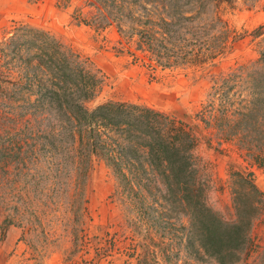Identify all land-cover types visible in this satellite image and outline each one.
<instances>
[{
  "label": "rangeland",
  "instance_id": "obj_1",
  "mask_svg": "<svg viewBox=\"0 0 264 264\" xmlns=\"http://www.w3.org/2000/svg\"><path fill=\"white\" fill-rule=\"evenodd\" d=\"M159 2L131 4L129 15L84 0L66 25L13 13L0 23V251L9 264H218L197 242L187 246L188 221L180 204L163 199V186L142 191L125 165L126 179L115 172L103 155V130L93 152L86 131L73 140L41 98L49 81L33 44L39 42L22 26L41 28L89 57L100 83L86 108L135 103L184 123L196 139L192 154L207 205L225 220L236 219L234 173L264 193V163L249 152L258 146L218 128L215 116L247 94L240 84L219 86L221 78L264 55V0H221L200 13L196 5H182L177 9L190 17L180 21L178 43L160 22L170 5ZM216 13L228 28L221 38ZM209 37L207 45L225 44L223 53L204 54L203 47L212 53L203 42ZM231 264H264V205Z\"/></svg>",
  "mask_w": 264,
  "mask_h": 264
},
{
  "label": "trees",
  "instance_id": "obj_2",
  "mask_svg": "<svg viewBox=\"0 0 264 264\" xmlns=\"http://www.w3.org/2000/svg\"><path fill=\"white\" fill-rule=\"evenodd\" d=\"M101 1L121 13L128 11L129 15H133L131 4L140 1L143 4H160L159 0ZM218 1L221 0H166V6L170 5L166 11L168 18L166 20L165 16L160 22L163 27H170L173 31L164 34L173 38V43H178L181 37L178 32L180 21L190 17L186 16L185 11L179 10L182 5H196L198 9L195 12L200 13L214 8ZM171 10H176V15L170 13ZM213 24L218 26L220 38L224 32H228L226 23L217 13ZM20 28L33 33L38 39L39 43L36 41L33 44L40 51V55L37 53L42 59L39 66L41 70L44 69L49 81L41 98L53 106L59 122L69 127L73 140L76 136L81 140L86 131L88 146L93 152L102 141V133L108 140L101 147L105 148L103 155L119 176L126 179L121 169V165H125L136 180L134 187L148 191L153 188V184L157 190L163 186L165 193H168L163 199L170 204L181 205V212L188 221V227H183L186 230L187 246L197 242V248L218 264L237 261L249 242L253 220L264 205V193L254 182L240 173H234L238 184L233 189L236 219L225 220L207 205L206 185L198 173L192 154L196 139L184 123L172 119L164 112L135 103L107 101L93 109L86 108L84 102L94 95L100 83L99 71L89 57H84L81 52L41 28ZM148 31H140V35L146 36ZM209 40L210 37L204 39V45ZM207 46H210L208 50H212V53L204 51L205 47L202 51L212 57L223 53L225 48L222 43L218 48L213 44ZM219 82V86L227 87L240 84L245 87L247 94L232 100L230 109H217L215 116L218 128H227L226 133L229 134L241 133L252 147L259 148L257 153L249 151L254 154V160L264 163V55L248 65L239 66Z\"/></svg>",
  "mask_w": 264,
  "mask_h": 264
},
{
  "label": "crops",
  "instance_id": "obj_3",
  "mask_svg": "<svg viewBox=\"0 0 264 264\" xmlns=\"http://www.w3.org/2000/svg\"><path fill=\"white\" fill-rule=\"evenodd\" d=\"M56 1L57 0H0V23H2V21L6 22V17L10 16V13H13L15 16H24L29 20L37 19L41 21V19H45V21H47L49 17L53 20L54 25L61 23L65 24L73 20L74 13L84 3V0H64L63 5L60 6ZM56 13H60V15L55 17ZM2 24H0V29L3 28ZM106 29L109 28L106 26ZM3 254L0 251V264H9V260H7V257Z\"/></svg>",
  "mask_w": 264,
  "mask_h": 264
}]
</instances>
